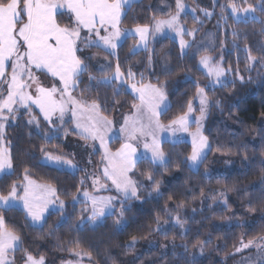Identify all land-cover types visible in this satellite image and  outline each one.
Wrapping results in <instances>:
<instances>
[{
    "label": "trees",
    "instance_id": "1",
    "mask_svg": "<svg viewBox=\"0 0 264 264\" xmlns=\"http://www.w3.org/2000/svg\"><path fill=\"white\" fill-rule=\"evenodd\" d=\"M226 1L234 0H180L181 6H190L199 17L190 12L182 15L189 25L198 22L195 41L203 32L212 37L211 45L201 50L193 42L183 51L174 37L163 36L146 49L132 51L134 36L129 35L116 56L87 46L111 60L109 69L100 70L80 44L78 55L86 67L78 76L76 91L87 101H97L108 117L130 110L136 102L124 84L107 79L116 66L127 77L131 71L142 83L163 88L170 101L161 115L165 122L188 109L198 88H205L210 98L205 131L210 150L201 166L190 165L192 146L187 141L164 142L168 158L163 163L140 160L133 170L139 199L122 210L123 225L118 224L117 212L95 226L80 224L82 203L77 197L86 182L81 170L41 161L48 152L71 156L63 140L66 132L78 136L71 119L63 127H53L34 108L7 124L5 141L13 168L0 177V194H8L29 176L54 186L65 202L64 210L50 211L40 226L20 207L0 208L5 228L19 237L14 262L36 256L46 264H62L72 252L81 251L94 264H264V245L236 253L243 242L264 238V0H242L257 17L236 20L228 14L223 22L219 14ZM10 2L0 0V5ZM178 11L177 0H138L126 9L120 25H147ZM56 19L61 27L77 28L70 11L57 9ZM203 53L213 54L229 69L226 82L211 85L200 66ZM33 119L38 123H29ZM207 163L222 169L216 172V166L210 165L213 171L207 173ZM155 237L167 245L165 254L160 247L145 249Z\"/></svg>",
    "mask_w": 264,
    "mask_h": 264
},
{
    "label": "snow or ice",
    "instance_id": "2",
    "mask_svg": "<svg viewBox=\"0 0 264 264\" xmlns=\"http://www.w3.org/2000/svg\"><path fill=\"white\" fill-rule=\"evenodd\" d=\"M13 3L14 6L10 7L7 11H0V64L3 67L0 76L5 72L7 61L16 53V62L12 65V90L8 95L7 101L0 107V111L3 108H7L11 113V105L15 102L14 97H16L21 104H24L26 101L37 104L43 113L45 121L51 124L53 116L57 113L59 114V120L63 122L65 112L67 111L66 105L72 104L75 106V110L72 111L73 117H77L78 112L81 116L87 113L86 119L90 123L77 122L76 124V127L81 129L84 134V138L98 139L104 145L106 134L112 130V122L99 115L98 104L92 103L85 107L81 101L76 100L72 96L70 90L76 86L77 76L81 68L86 67L77 55L80 50V44H88L90 40V36L88 35H85L81 39L79 29H87L106 46L115 49L117 45L114 42V38L120 36L118 28V21L121 16L120 0H76V4L72 6L67 4L57 5V7H66L74 13L79 29L60 27L57 21L54 25L45 24V18L48 15L56 17V12H46L39 6V0H13ZM180 6V0H177V7L180 8ZM232 8L233 11L237 10L235 5H232ZM249 10H251L250 7L249 9H245V11ZM165 24L169 27H175L177 25V17L174 16L168 21H156V30L160 31ZM97 25L100 26V30L108 31L109 29H115V31L109 32L108 35L100 36ZM136 31L143 40L146 29L137 28ZM17 37L22 38L25 46L23 57L18 53L20 41ZM5 46L8 48L6 54L4 53ZM22 59L30 62L37 68L46 69L52 77H58L59 81L62 82V87L58 89L55 86L50 88L40 86L36 89L39 95L33 101V97L25 92L29 84L18 79V77L24 75H28L31 78L30 72L27 71V65L20 63ZM208 59L210 58H204L205 61ZM249 59L255 60L256 58L250 56ZM213 71L216 76L224 73V69L220 66H216ZM117 75H123L119 72L118 66ZM129 75L132 74L129 73ZM131 87L139 95L141 103L134 105L136 115L132 117L130 125L129 121H125V126L121 128V131L128 132L129 141L135 140L138 137H150L151 143L145 142L144 147L151 148L154 159L164 160L165 154L159 149L155 133L163 130L165 127L172 129L173 126L179 130H187L189 124L188 117L187 115L180 116L168 126L161 124L159 109L166 101L163 88L151 84L143 87L132 85ZM57 93L61 97L59 100L55 98ZM198 95L201 116L197 118L196 122L205 118L209 103L204 89H200ZM188 111L189 113L193 111L191 103L188 105ZM29 123H38V121L33 119ZM3 139V124H0V141H3ZM209 147L207 137L199 134L192 140L191 161L202 160L205 150ZM136 151L137 149L133 143H124L115 153L108 152L106 154L105 159L111 167L106 166L104 168V174L109 175L115 188L125 196L133 198H138L137 181L133 180L128 173L134 166L133 156ZM44 158L52 162H60L59 158L51 157L48 154ZM65 162L68 165H72V161L70 160ZM6 168H12L11 155L7 147L0 146V170ZM18 187L19 185H13L7 197L0 195V201H7L12 198L22 199L33 220H42L44 213L51 204L58 203L63 207V201H59L58 197L53 199L55 190L49 185H33L31 182H28L23 186V196L17 195ZM85 195L87 196L88 193H85ZM112 199V197H91L92 216L103 215L105 208L111 206ZM120 214L122 216L123 211ZM3 222L4 218L0 216V225ZM17 239L19 237L12 232L0 230V264H5L7 251L13 247V242ZM253 244L254 241L252 240H249L246 244L242 243L241 248L237 249V251L249 248ZM255 246L257 248L261 247L259 244ZM29 259L31 260V264H44L43 257H40L39 260L32 259L31 257Z\"/></svg>",
    "mask_w": 264,
    "mask_h": 264
},
{
    "label": "rangeland",
    "instance_id": "3",
    "mask_svg": "<svg viewBox=\"0 0 264 264\" xmlns=\"http://www.w3.org/2000/svg\"><path fill=\"white\" fill-rule=\"evenodd\" d=\"M47 1L46 4L52 6H56L57 9H61L63 11H69L68 8L66 7H57V5H63L67 4L68 5V0H43ZM138 1V0H120L121 3V17L123 12H126V9L133 2ZM242 0H234V1H226L223 4V13L219 14L220 19L224 22V20L227 19L228 14L233 16L236 20L240 19H248L252 17H257V13L253 12V9L251 6H245L242 4ZM122 4H125L124 7H122ZM181 5V4H180ZM232 5L236 6V11H233ZM249 11H245V9H249ZM123 8V10H122ZM191 13L194 18H197L199 20V17L195 14L194 10L191 9L190 6H180L179 11L165 17L157 18L155 19L151 24L147 25H137L134 27H129V28H124L121 27V25H118V28L120 30V36L118 38H114V42L116 43L117 47L115 49H112L108 46H106L102 41L98 39V37L93 36L87 29H79V26L77 25L76 29L80 30V36L81 38H84L85 35L90 36V40L88 41V44H83L82 48H85L87 50L85 52V56L88 58L89 61H91L98 69L100 70H107L110 68V62L111 60L108 59V57L104 56L101 53L91 51L87 48V46H98L103 48L104 50L110 52L114 56L117 55L118 53V47L119 45L125 40L126 37L129 35L134 36V40L132 42L131 50L132 51H137L140 49H146L150 46V42L157 38V37H163V36H172L174 37L178 44L180 45L181 49L183 51L188 50L189 46L193 43L194 48L201 50L203 48L209 47L212 42V37L208 38L207 35L203 33L199 34V37L195 41V38L199 32V24L198 22L193 25H189L187 23V20L182 18V15ZM212 13V12H211ZM75 16V15H74ZM177 17V25L175 27H169L167 24L163 25L160 31L156 30V21H168L172 17ZM107 27V26H106ZM137 28H144L146 29L144 33V39L142 40L140 37V34L136 31ZM97 30L99 31L100 36H105L108 35L109 32H114L115 29H109L108 31L100 30V26L97 25ZM7 47V46H6ZM25 51V46L23 45V42L20 41V47L18 48V53L21 57H23ZM204 58H210L208 60H204ZM16 62V53L13 54L12 57H10L8 64L10 63V69L8 70V73L6 75V79L3 81L4 87L3 89L0 90V107H2L7 101L8 95L11 93L12 90V85H11V76L13 74V68L12 65ZM21 64H26L27 65V71L30 72L31 78L28 75H24L22 77H18L22 82H26L29 84V87L25 89V92L27 94H30L33 97V101L35 98L39 95V93L36 91V89L40 86L50 88L52 86L57 87L58 89L62 87V82L59 81L58 77H52L50 74H47L46 72H42L41 70L37 69L34 65H32L30 62L22 59L20 61ZM200 66L201 68L207 73V75L210 78V83L211 85H219L224 82H226L229 78V69H226L221 61H216L214 59V55L211 53H203L200 57ZM216 66H220L221 68L224 69V73L220 76H216L214 74V68ZM85 67L82 69L84 70ZM81 70V71H83ZM119 72L122 73V76L117 75V66L113 68V71L109 76H107V79L109 80H116L120 84H124L135 96L136 102L134 105H138L141 103L139 99V95L132 89V85H136L137 87H143L145 85H154L157 87H161L156 83L153 82H141V77H137L135 73L129 72L132 75H129L127 77L125 73L122 71V69L119 67ZM79 72L78 74H80ZM79 76V75H78ZM78 76H77V83H78ZM77 83L76 86L71 89V94L72 96L78 100L81 101V103L87 107L88 105H91L92 103L98 104L97 101H87L84 99L81 94L76 91L77 89ZM162 88V87H161ZM204 89V93L208 98V106H207V111L205 113V118L199 122L197 121V118L201 116V110H200V105H199V90ZM164 91V90H163ZM165 93V91H164ZM166 95V93H165ZM56 99H60L59 93L56 94ZM66 98V97H65ZM14 103L11 105V113L7 108H3L2 111H0V124H3V141H0V146L7 147L6 141H5V130L6 126L9 122L16 121L18 115L22 111H32L34 108L37 109L40 114L43 117V113L39 109L38 105L35 104L34 102H25L24 104H21L18 100V98L14 97ZM30 104V105H29ZM99 105V104H98ZM133 107L125 112L119 113L115 116L108 117L105 114L102 113L100 107L98 109L99 115L102 117H105L108 121L112 122V130L106 134L105 136V143L102 145L100 141L97 140H92L91 138H84V134L82 133L81 129L76 127L77 122L88 124L90 123L87 121L86 116L87 113H85L83 116L78 112L77 117L72 116V111L75 110V106L72 104L66 105L67 111L65 112L64 116V121L61 122L59 120V114L57 113L56 115L53 116L52 118V123L50 124L53 127H63L65 122L69 119L73 121V126L75 131L77 132L78 136H74L69 133H64L63 135V140H65V143L67 145V148L71 152V156H59L53 153H44L41 156V161L53 165L56 167H61V168H66L71 171H76V170H81L82 174L84 175V178L86 180L85 186L82 188L80 192V196L77 197V201H81L82 206L80 207L81 209V216L79 223L80 224H85L86 222H89L91 225L95 226L99 224L107 215L112 214V213H118L120 214L122 210L129 204H131V200H138L139 198H133L130 196H125L123 193L119 192L113 182L112 179L109 178V175L104 174V168L111 167L108 164V161L105 159V156L108 152L115 153L120 147L126 143V142H131L133 145L136 147L137 151L133 156V161H134V166L132 167L131 171L128 173V175L135 180L133 176V170L136 166V164L142 160V159H148L152 161V163L158 164V163H163L167 160L168 156L166 152L164 151L163 144L164 142H169V143H176V142H181V141H187L191 144L192 146V140L195 139L199 134H202L204 137H207L206 135V126L210 114V98L208 96V93L205 88H198L196 91L195 97L191 101V106L193 111L189 113L188 109L181 114L180 116L187 115L188 117V127L187 130H179L176 129L175 126L172 127V129H169L168 127H165L163 130L155 133L157 135V140L159 143V149L165 154L164 160H158L153 158L152 150L151 148H145L144 143L148 142L151 143V138H144V137H138L135 140L129 141L128 140V132L127 131H121V128L125 126V121H129V125L131 124L132 117L136 115V109ZM170 101L169 98L166 95V101L160 106V116L159 120L161 124L168 126L172 121L170 122H165L162 120L161 115L163 112L169 107ZM178 116V117H180ZM6 117V119H5ZM73 117V118H72ZM177 117V118H178ZM175 118V119H177ZM174 119V120H175ZM208 139V137H207ZM209 142V139H208ZM210 145V142H209ZM9 149V148H8ZM210 147L205 150L203 154V159L198 160L196 162L191 161L189 159L190 165L197 169L198 167L201 166L203 163V160L206 158L207 154L209 153ZM10 152V151H9ZM48 154L51 157L54 158H59L60 162H52L49 159H45V155ZM98 154V155H97ZM192 154V153H191ZM191 157V156H190ZM72 161V165H68L65 161ZM215 167V164H205V170L207 173H211L213 171L210 167ZM13 168V167H12ZM12 168H6L4 170H0V177L4 175L7 172H11ZM221 167L216 166L214 171H221ZM149 178V177H148ZM136 181V180H135ZM28 182H31L33 185H49L55 190V196L53 199H56L58 197L57 195V190L54 186L48 184V183H43L39 182L37 180H34L33 178L29 176H25L22 183H19V187L17 188V195L18 196H23V186L27 184ZM139 184L137 182V197L139 196ZM10 193V192H9ZM8 194H5L3 196H8ZM85 193H88L86 196ZM2 195V194H0ZM91 197H103V198H108L112 197L111 201V206L106 207L104 214L101 216H92V204H91ZM59 198V197H58ZM59 201H63V207H61L58 203L56 204H51L48 207V210L44 213V218L42 220H33L31 215L28 212V209L25 207L24 201L22 199H17V198H12L7 201H0V208H8V207H20L22 208L27 216L30 218L31 222L34 225L40 226L44 223L45 219L47 218L48 214L50 211H62L65 209V202L64 200L59 198ZM134 202V201H133ZM0 216H3V214L0 212ZM119 218V225H123L125 223L124 217L118 215ZM5 221L3 222L2 225H0V230H7L12 232L11 230H8L5 228L4 225ZM14 235L17 236L16 233L12 232ZM18 237V236H17ZM247 243V242H243ZM264 245V239L261 242H256L253 244V246L250 247H256L255 245ZM242 245V244H241ZM241 245L237 248L240 249ZM19 246V239L15 240L13 242V247L11 249H8L7 254L5 256V264H31V260L29 257L35 260H39L40 257L36 256H28L24 262L17 263L14 262L13 259V251L17 249ZM160 247V250L162 254H165L167 252V245L165 243H161L158 238H151L147 243L145 244V249H152V248H157ZM249 247V248H250ZM236 253H241L244 250L248 249H243L242 251H237ZM62 264H94L92 263L86 255L81 254V251H74L72 252V255L70 258L62 261ZM46 260L44 259V264H46Z\"/></svg>",
    "mask_w": 264,
    "mask_h": 264
},
{
    "label": "crops",
    "instance_id": "4",
    "mask_svg": "<svg viewBox=\"0 0 264 264\" xmlns=\"http://www.w3.org/2000/svg\"><path fill=\"white\" fill-rule=\"evenodd\" d=\"M46 2L47 1H43V0H39V6L41 7V8H43L46 12H48V13H52V12H56L57 13V8H56V6L54 5V6H50V5H48V4H46ZM68 2V5L69 6H72V5H75L76 4V0H68L67 1ZM124 5L125 4H122V7H124ZM130 5H131V3H130ZM129 5V6H130ZM12 6H14V3H13V0H11V2L8 4V5H0V11H7L10 7H12ZM129 6H128V8H129ZM122 10H123V8H122ZM69 11L71 12V10L69 9ZM72 13V12H71ZM74 14V13H73ZM124 14H125V12H123V14H122V17L124 16ZM122 17L120 16V19H119V21H118V25H120V23H121V20H122ZM56 21H57V19H56V17H53L52 15H48L46 18H45V20H44V23L45 24H48V25H54L55 23H56ZM58 23V22H57ZM58 25L61 27V25L58 23ZM17 39L19 40V41H22V38H20V37H17ZM24 45V44H23ZM20 47V44H19V46H18V48ZM8 52V48L5 46V48H4V53L6 54ZM77 55H78V53H77ZM79 56V55H78ZM80 58V57H79ZM9 61V60H8ZM8 61H7V63H6V67H5V72H4V74L2 75V76H0V80L3 82L5 79H6V75H7V73H8V70L10 69V66H11V64L9 63L8 64ZM83 68V67H82ZM81 68V70H83ZM37 69H39V70H41L42 72H46L47 74H50V73H48L47 72V70L46 69H42V68H37ZM80 70V72H82ZM3 71V67H2V64H0V72H2ZM6 74V75H5ZM51 75V74H50ZM79 75V74H78ZM2 85H3V87H4V83H2ZM27 102H29V101H27ZM30 103V102H29ZM30 105V104H29ZM73 118V117H72Z\"/></svg>",
    "mask_w": 264,
    "mask_h": 264
}]
</instances>
